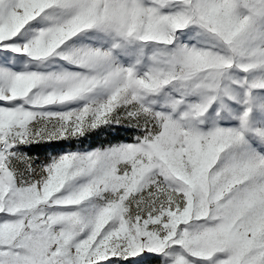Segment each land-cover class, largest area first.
Listing matches in <instances>:
<instances>
[{
    "label": "snow or ice",
    "instance_id": "1",
    "mask_svg": "<svg viewBox=\"0 0 264 264\" xmlns=\"http://www.w3.org/2000/svg\"><path fill=\"white\" fill-rule=\"evenodd\" d=\"M0 264H264V0H0Z\"/></svg>",
    "mask_w": 264,
    "mask_h": 264
}]
</instances>
